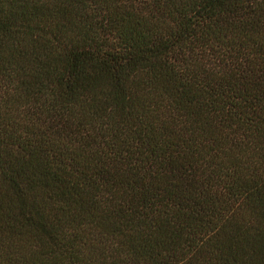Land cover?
Returning a JSON list of instances; mask_svg holds the SVG:
<instances>
[{"label": "trees", "instance_id": "16d2710c", "mask_svg": "<svg viewBox=\"0 0 264 264\" xmlns=\"http://www.w3.org/2000/svg\"><path fill=\"white\" fill-rule=\"evenodd\" d=\"M0 264H264V0H0Z\"/></svg>", "mask_w": 264, "mask_h": 264}]
</instances>
